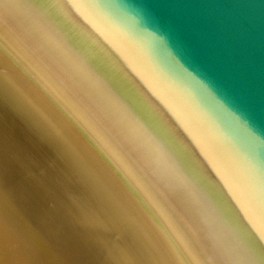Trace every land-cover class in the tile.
I'll list each match as a JSON object with an SVG mask.
<instances>
[{
  "label": "water",
  "instance_id": "water-1",
  "mask_svg": "<svg viewBox=\"0 0 264 264\" xmlns=\"http://www.w3.org/2000/svg\"><path fill=\"white\" fill-rule=\"evenodd\" d=\"M0 19L216 264H264V0H0Z\"/></svg>",
  "mask_w": 264,
  "mask_h": 264
},
{
  "label": "bare ground",
  "instance_id": "bare-ground-1",
  "mask_svg": "<svg viewBox=\"0 0 264 264\" xmlns=\"http://www.w3.org/2000/svg\"><path fill=\"white\" fill-rule=\"evenodd\" d=\"M1 78L0 264H185L177 254L169 257L152 245L141 222L144 208L136 198L131 207L111 191V181L94 166L100 157L89 160L75 145L72 137H82L81 132L65 114L48 100L39 105L45 95L38 100L27 79ZM150 225L160 232L155 221ZM51 232L69 238L76 256L62 253ZM161 236L168 242L162 230Z\"/></svg>",
  "mask_w": 264,
  "mask_h": 264
},
{
  "label": "rangeland",
  "instance_id": "rangeland-1",
  "mask_svg": "<svg viewBox=\"0 0 264 264\" xmlns=\"http://www.w3.org/2000/svg\"><path fill=\"white\" fill-rule=\"evenodd\" d=\"M0 62V71H4L7 77L9 75L14 76L20 83L22 82L21 79H27L26 82L30 83L34 90L36 89L35 92H38L36 93L37 96L34 92L38 100L40 99L39 94L43 93V96L45 95V100H40L41 102H39V105H44L42 101L46 102L48 100V102H51L50 104L57 106V108L65 114L64 116L67 117L69 121H67V123L69 125L76 126L75 131L80 130L79 132H81L82 137H80V135L75 137V139L72 137L75 141V145L79 147L89 160L95 161V156L100 157V162L95 161L96 163H94V166L99 168L101 172H104L111 181V184L108 183L109 187L111 185V191L114 190L117 196L119 194V196L123 195L125 197L124 199H127V204H129L131 199L130 203H133V201L137 199V202L144 208L146 214L143 216H145L146 219L143 217L144 219L140 221L146 226V232L150 236L149 240L154 247L162 249V252L169 257L177 258L178 256L180 260H184L183 262H185V264H216L172 199L155 182L148 172L143 169L141 164L130 155L131 153L129 152V154L126 151L118 138L87 106L82 98L77 95L72 87L57 75L49 65L41 63V59H39V57H37L20 39L18 34L12 32L10 27L1 19ZM14 67L16 68L14 69ZM22 74H24L26 78L24 75L21 78ZM5 75H0V77H5V79H7ZM2 78L1 80H4ZM34 86L40 90L34 88ZM31 89L32 88L29 90L33 93ZM54 108L57 109L56 107ZM106 165L108 167H106ZM119 180H122V182ZM1 183L5 188L10 189L5 181H1ZM125 193L127 195H125ZM129 193L132 196H130ZM20 200L25 201L24 198H20ZM116 205L123 209L122 202H118ZM129 206L134 207L132 204H129ZM30 213L32 214L33 212L30 211ZM34 218L38 219L36 215ZM125 221L126 220L122 222L121 220L119 222L124 224ZM140 221L139 224H141ZM150 221H155L157 223L168 242L162 238L161 230L159 232L151 229L152 226L150 225ZM130 222L131 220L128 222L126 221V223H128L127 225H129ZM124 235L125 233L122 234V236ZM49 236L50 240L55 241V245L61 246L60 249H64L62 253H65L69 259H72L70 258L71 256H76V254L72 253L69 249L70 247L67 241L69 238L66 237L63 239L53 232H51ZM87 252L90 253L91 250Z\"/></svg>",
  "mask_w": 264,
  "mask_h": 264
}]
</instances>
